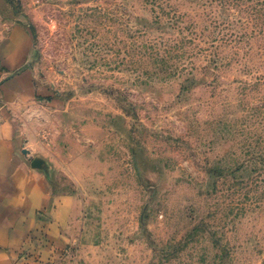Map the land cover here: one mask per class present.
<instances>
[{"label": "rangeland", "instance_id": "374dc122", "mask_svg": "<svg viewBox=\"0 0 264 264\" xmlns=\"http://www.w3.org/2000/svg\"><path fill=\"white\" fill-rule=\"evenodd\" d=\"M17 25L64 110L31 144L75 154L46 162L77 234L40 264H264V0H0Z\"/></svg>", "mask_w": 264, "mask_h": 264}, {"label": "crops", "instance_id": "0c3cea01", "mask_svg": "<svg viewBox=\"0 0 264 264\" xmlns=\"http://www.w3.org/2000/svg\"><path fill=\"white\" fill-rule=\"evenodd\" d=\"M5 29L0 26V264H40L66 249L77 234L78 195L56 191L46 162L54 160L58 168L75 154L47 146L37 151L31 144L37 134L63 136L64 110L60 100L44 98L50 93L44 83L50 72L38 70L30 30ZM30 103L42 108L41 117L24 113ZM38 153L45 157L36 166L32 156Z\"/></svg>", "mask_w": 264, "mask_h": 264}]
</instances>
